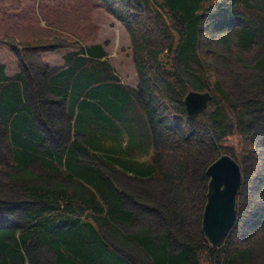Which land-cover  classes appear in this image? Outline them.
Returning a JSON list of instances; mask_svg holds the SVG:
<instances>
[{
    "label": "trees",
    "instance_id": "16d2710c",
    "mask_svg": "<svg viewBox=\"0 0 264 264\" xmlns=\"http://www.w3.org/2000/svg\"><path fill=\"white\" fill-rule=\"evenodd\" d=\"M96 7L127 31L135 85L100 43L61 65L41 55L64 41L7 43L18 72L0 62V264H264V0ZM189 90L211 94L193 117ZM221 154L242 179L212 247L201 217Z\"/></svg>",
    "mask_w": 264,
    "mask_h": 264
},
{
    "label": "rangeland",
    "instance_id": "374dc122",
    "mask_svg": "<svg viewBox=\"0 0 264 264\" xmlns=\"http://www.w3.org/2000/svg\"><path fill=\"white\" fill-rule=\"evenodd\" d=\"M0 0V62L7 75L18 72V58L7 44L19 48L23 42L64 41L71 46H58L41 55L49 65H61L63 55L80 44L100 43L108 52V60L120 79L135 85L137 76L131 57L130 37L123 25L102 8L97 0ZM123 140H128L126 134ZM137 155L144 158L151 148L148 137H140ZM120 143L121 138L118 140ZM129 141V140H128Z\"/></svg>",
    "mask_w": 264,
    "mask_h": 264
},
{
    "label": "water",
    "instance_id": "95a60500",
    "mask_svg": "<svg viewBox=\"0 0 264 264\" xmlns=\"http://www.w3.org/2000/svg\"><path fill=\"white\" fill-rule=\"evenodd\" d=\"M211 100L209 91L189 90L183 98L188 116L206 109ZM208 176L201 229L212 247L227 235L236 218V196L241 185L240 165L228 154H221L206 169Z\"/></svg>",
    "mask_w": 264,
    "mask_h": 264
}]
</instances>
